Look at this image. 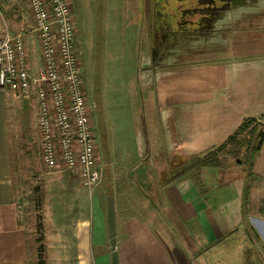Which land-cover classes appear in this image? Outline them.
Segmentation results:
<instances>
[{
	"label": "crops",
	"instance_id": "1",
	"mask_svg": "<svg viewBox=\"0 0 264 264\" xmlns=\"http://www.w3.org/2000/svg\"><path fill=\"white\" fill-rule=\"evenodd\" d=\"M261 4L258 17L234 27L225 45L208 53V58L200 54L203 58L157 74L147 83H156L159 97L146 123L143 155L151 165L146 167L149 174L162 179L161 204L156 209L165 208L166 216L175 221V226L170 225L173 230H167L178 242L182 264H199L202 258L203 263L211 264L206 254L214 245L243 229L263 252L256 253L257 261L249 264H264V141L251 173L226 164L202 167L200 174L182 176L186 174L184 157L223 144L245 118L264 114V1ZM5 11L0 4V34L5 30ZM28 104L34 103L11 89L0 88V264H33L34 260L32 234L24 223L20 192L13 177L11 147L14 125ZM145 107L147 110V102ZM133 193L129 190L122 209L114 196L119 264H178V257L170 253L149 223L151 216L142 211L146 199L154 201L152 195L139 192L137 199ZM203 200L208 203L203 204ZM98 203L97 219L93 210L92 224L89 213L76 220L73 237L66 243V250L71 252L66 264H93V249L98 252L96 264L110 263L107 207ZM203 238L207 244H202Z\"/></svg>",
	"mask_w": 264,
	"mask_h": 264
},
{
	"label": "rangeland",
	"instance_id": "2",
	"mask_svg": "<svg viewBox=\"0 0 264 264\" xmlns=\"http://www.w3.org/2000/svg\"><path fill=\"white\" fill-rule=\"evenodd\" d=\"M69 1L77 26V48L78 52L82 53L79 58L84 83L88 89L86 90L91 102L100 103L94 111V119L102 118L107 133L105 149L98 140L102 163L105 165L101 181L92 188L85 187L78 176L72 175L66 169L47 168L40 154L36 101L33 102L34 106L28 104L24 111L22 109L11 139L13 177L20 192L23 220L32 234L30 240L33 243V264L38 260L40 244L45 247L46 264H66L71 257V252L66 250V243L73 237L76 220L89 213L92 224L93 210L97 219L98 202L107 207L109 195L116 197L119 208H124L130 196L129 190L135 191L133 198H137L136 194L143 195L145 192L152 195L153 202L144 197L145 210L142 211L151 216L148 221L157 232L158 238L165 242L170 253L178 257V264H182L180 262L184 258L181 256L178 242L169 232V229L173 230L170 225L175 221L166 216L165 208L156 209V205L161 204L158 201L159 183L162 179L149 174L146 167L151 165L145 161V154L143 155L146 135L144 127L157 103L159 90L155 82L142 83L143 85L139 86L135 78L134 58L139 41V0ZM0 4L6 8L2 28L7 27L11 33L25 34V43L35 70L41 57L36 36L31 31L33 19L26 1L0 0ZM209 55L203 56L208 58ZM203 56L198 55L191 61ZM93 78L98 82L96 98L93 95V87L89 85ZM146 102L148 109L145 107L143 111ZM241 156L243 158V155ZM234 161L231 157L226 164L233 165ZM189 174H200V171L189 170L182 176ZM204 202L208 203L203 200V204ZM41 235L43 240L39 242L38 237ZM251 238L246 234V229H243L228 240L217 242L213 250L206 254V259H211V264H249L257 261L256 253L263 252L259 251L261 247L254 245L255 241H251ZM183 241L188 243L187 240ZM201 242L207 244L205 239ZM92 253L93 264H96L95 257L98 252L93 249ZM109 258L111 260V255ZM203 262L204 258L198 260L199 264H205ZM111 263L110 261L109 264Z\"/></svg>",
	"mask_w": 264,
	"mask_h": 264
},
{
	"label": "built area",
	"instance_id": "3",
	"mask_svg": "<svg viewBox=\"0 0 264 264\" xmlns=\"http://www.w3.org/2000/svg\"><path fill=\"white\" fill-rule=\"evenodd\" d=\"M33 19L40 64L33 70L25 34H0V88L35 102L41 159L49 169L63 168L87 188L103 177L77 48V26L69 0H26ZM34 105V104H33Z\"/></svg>",
	"mask_w": 264,
	"mask_h": 264
},
{
	"label": "flooded vegetation",
	"instance_id": "4",
	"mask_svg": "<svg viewBox=\"0 0 264 264\" xmlns=\"http://www.w3.org/2000/svg\"><path fill=\"white\" fill-rule=\"evenodd\" d=\"M259 1L139 0V41L134 58L137 84L142 86L150 83L157 74L176 70L200 54L222 48L226 36L234 27L252 22L258 17L261 11ZM89 85L93 87L96 98L98 82L93 78ZM92 104L94 112L100 103ZM93 120L97 144L99 140L105 149L107 133L103 120L101 117ZM146 127L145 123V133Z\"/></svg>",
	"mask_w": 264,
	"mask_h": 264
},
{
	"label": "trees",
	"instance_id": "5",
	"mask_svg": "<svg viewBox=\"0 0 264 264\" xmlns=\"http://www.w3.org/2000/svg\"><path fill=\"white\" fill-rule=\"evenodd\" d=\"M264 141V114L259 118H245L238 128L221 145L207 152L182 159L184 171L197 170L202 167L219 168L226 165L229 158L235 159L233 165L247 169L251 173V166L258 155ZM243 155V158L242 156ZM248 183L244 188V200L247 203ZM244 203V205H245ZM40 228L42 224L40 223ZM43 236L38 237L41 242ZM38 264H46L45 247L38 246Z\"/></svg>",
	"mask_w": 264,
	"mask_h": 264
},
{
	"label": "water",
	"instance_id": "6",
	"mask_svg": "<svg viewBox=\"0 0 264 264\" xmlns=\"http://www.w3.org/2000/svg\"><path fill=\"white\" fill-rule=\"evenodd\" d=\"M261 3L262 0L259 1V6L262 5ZM107 223L111 243V262L112 264H119L116 232V210L114 197L112 195H109L107 199Z\"/></svg>",
	"mask_w": 264,
	"mask_h": 264
}]
</instances>
